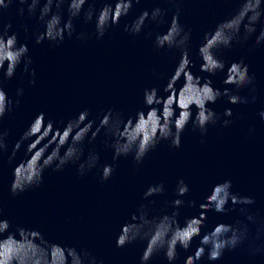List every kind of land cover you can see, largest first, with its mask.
<instances>
[{
	"label": "clouds",
	"instance_id": "9594fccd",
	"mask_svg": "<svg viewBox=\"0 0 264 264\" xmlns=\"http://www.w3.org/2000/svg\"><path fill=\"white\" fill-rule=\"evenodd\" d=\"M179 5L180 0H168ZM140 0H102L101 7L95 6V0H0V162L9 151V131L3 127L5 117L20 107L24 89L18 88L16 99H10L4 91L3 82L11 80L19 70L27 77L28 85L35 86L37 73L27 43H21L18 34L13 31L10 20L5 22V15L16 6V13L23 17L27 13L29 19L35 18L42 30L33 33L36 45L47 42L50 47H59L65 40L75 38L80 42L90 39L88 33L77 31L74 21L81 16L86 23L94 24L93 35L101 40L110 29L120 24L133 11L134 4ZM67 5L66 9L64 6ZM87 5V8H85ZM66 12V15H65ZM181 9L167 19V10L155 7L145 9L130 23L124 24V31L136 37L143 33L150 24L167 23L163 32L153 37L154 49L167 50L178 54V61L164 85L163 95L157 87L143 90L144 109L137 111L134 117L125 118L123 113L108 109L98 118H91L87 109L57 127L44 113L36 117L23 130L11 145L8 162L11 163L18 152L23 149L24 158L12 168V180L9 192L16 197L25 191L40 187L44 182L46 169L62 172L66 167L75 166L77 174L84 177L92 171L98 172L100 183L111 179L116 171L114 163H102L98 152L88 149L103 133L105 147L112 150L113 161L121 157L131 156L137 166L144 163L148 154L161 142H168L172 148L181 147L184 130L191 126L205 143L209 127L219 124L222 128L230 127L235 120L232 108H226L223 114L209 108L221 98H226L231 105H247L248 95L241 92L247 89L255 92L254 77L249 73V66L243 61H235L230 65L219 58L220 49H228L233 44H245L249 40L254 46L264 47V0H239L235 12L221 20L211 30L203 34L202 41L196 50L201 64L200 71L209 78L192 72V52L190 47L191 30L180 22ZM24 31L28 28L25 26ZM183 66L180 79L171 85L176 68ZM223 72L225 87L213 86L210 77ZM182 81V83H181ZM179 84V88L176 85ZM171 85V87H170ZM184 90L187 100L178 106L172 98L173 91L179 94ZM255 102L256 97H251ZM196 112L193 114L192 109ZM264 121V108L258 113ZM236 118H239L237 113ZM39 129V131L37 130ZM48 129V135L40 139ZM232 181L225 179L212 185L204 200L199 204V214L186 218L181 224L179 209L185 205V197L189 194V186L183 180L177 181L175 198L170 203V211L154 212L151 207L153 197L165 193L164 183L150 184L143 192L141 203L130 217L120 225L116 236V247L124 248L137 241H144L145 247L140 256V264H149L152 257L163 253L169 264H174L178 257V249L188 251L194 239L199 238L196 249L188 255L184 264H201L207 258L209 262L219 260L226 250H234L245 244L251 233L250 224L255 226V239L262 241L253 249V255L264 253V220L258 213L249 212V206L255 199L232 190ZM195 207V201H187ZM239 207L245 221L237 220L234 224L219 223L206 229L209 212L227 213ZM0 264H103L87 249L65 246L48 240L36 228L13 225L6 218L2 202H0Z\"/></svg>",
	"mask_w": 264,
	"mask_h": 264
}]
</instances>
